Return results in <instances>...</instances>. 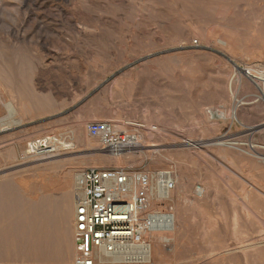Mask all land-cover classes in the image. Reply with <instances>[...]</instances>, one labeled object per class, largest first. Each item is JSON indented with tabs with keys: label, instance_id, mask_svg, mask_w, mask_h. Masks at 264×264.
Segmentation results:
<instances>
[{
	"label": "rangeland",
	"instance_id": "1",
	"mask_svg": "<svg viewBox=\"0 0 264 264\" xmlns=\"http://www.w3.org/2000/svg\"><path fill=\"white\" fill-rule=\"evenodd\" d=\"M0 101V264H74L60 191L117 166L171 170L182 199L174 241L111 264H264V0H0ZM94 120L137 149L101 152Z\"/></svg>",
	"mask_w": 264,
	"mask_h": 264
},
{
	"label": "built area",
	"instance_id": "2",
	"mask_svg": "<svg viewBox=\"0 0 264 264\" xmlns=\"http://www.w3.org/2000/svg\"><path fill=\"white\" fill-rule=\"evenodd\" d=\"M87 133L99 150L118 157L135 150L137 134L109 121L88 123ZM57 139L43 136L29 144L28 156L43 158L56 151ZM137 149V148H136ZM176 178L171 170L132 171L126 167H87L76 176L73 189L74 264H95L100 252L120 253L128 261L150 246L149 234L174 223ZM203 189L197 184L195 195Z\"/></svg>",
	"mask_w": 264,
	"mask_h": 264
},
{
	"label": "bare ground",
	"instance_id": "3",
	"mask_svg": "<svg viewBox=\"0 0 264 264\" xmlns=\"http://www.w3.org/2000/svg\"><path fill=\"white\" fill-rule=\"evenodd\" d=\"M9 83H10V81L8 80V82L6 81V85H9ZM12 101H14V100H12ZM10 103V102H9ZM8 102L7 103H4V102H2V101H0V106L1 107H3V108H5L7 111H8V114L10 113V114H12V111H13V108L14 107H12V105H11V103L9 104ZM14 103V102H13ZM7 114V115H8ZM234 114V113H233ZM90 123V122H89ZM112 123V122H111ZM113 125H115L118 129H123V130H126V126L125 125H131V124H129V123H124L123 125H122V123L120 124V123H112ZM62 144H66L65 142H62V141H60ZM139 141L137 140V144H136V146L137 145H139ZM65 146V145H64ZM97 147V146H96ZM99 149V148H98ZM129 154H131V152L129 153H124V154H121L118 158H116L115 160L117 161V162H120V161H118V160H121L122 159V157L123 156H125V155H129ZM115 160H113V161H115ZM77 175V174H76ZM66 177V176H65ZM68 177V176H67ZM75 182H76V176H75ZM74 185H75V183H74ZM69 186H70V184H69ZM73 189H74V186H73ZM70 190L71 189H66V188H62L61 189V191H60V193H61V196H62V199H64L65 197H67L68 195H69V197H71L72 196V201H73V193L71 194V192H70ZM177 195V194H176ZM175 199V200H174ZM182 199V197H177V199L176 198H173V201H174V203L175 204H177L178 205V203H179V201ZM176 201V202H175ZM62 203H63V206H62V211L66 214V203L64 204V200L62 201ZM174 204V205H175ZM68 212V211H67ZM61 214H63V213H61ZM67 214H69V213H67ZM73 214H74V207H73ZM169 214H174V216H173V219H174V223H173V225H171V226H169V227H167V228H163V229H160V230H155V231H152L150 234H149V236H148V238H149V241H150V246H149V248L147 249L146 248V250L142 253L141 252V254L140 255H138V256H135L134 257V261H136V262H143V261H145V260H147V259H149L150 257H151V254L153 253V249H152V245H153V239L155 238L156 239V241H158V243H162L163 245H164V243H170V241H174V239H175V236H174V232H175V229H176V227H178V225H179V220H178V216H177V213L174 211V212H170ZM69 217V216H68ZM67 217V218H68ZM73 217H74V215H73ZM71 218H72V209H71ZM69 225V224H68ZM68 227V226H67ZM73 229H74V224H73ZM179 232V231H178ZM69 237V236H68ZM177 237V236H176ZM65 239V238H64ZM176 241V240H175ZM70 242V241H69ZM153 242V243H152ZM177 242V241H176ZM176 244V243H175ZM173 249V248H172ZM127 261V259H126V257H124L122 254H120V253H109V252H100V253H98L97 254V258H96V262H95V264H111V263H114V262H120V261ZM67 261H68V259H67ZM128 262H130V261H128Z\"/></svg>",
	"mask_w": 264,
	"mask_h": 264
}]
</instances>
